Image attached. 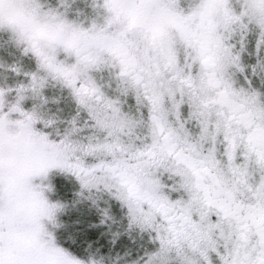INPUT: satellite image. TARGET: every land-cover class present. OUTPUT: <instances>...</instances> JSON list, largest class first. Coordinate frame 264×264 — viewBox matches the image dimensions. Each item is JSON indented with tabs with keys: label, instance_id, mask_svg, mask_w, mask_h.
Masks as SVG:
<instances>
[{
	"label": "snow or ice",
	"instance_id": "6c2138e0",
	"mask_svg": "<svg viewBox=\"0 0 264 264\" xmlns=\"http://www.w3.org/2000/svg\"><path fill=\"white\" fill-rule=\"evenodd\" d=\"M0 264H264V0H0Z\"/></svg>",
	"mask_w": 264,
	"mask_h": 264
},
{
	"label": "rangeland",
	"instance_id": "374dc122",
	"mask_svg": "<svg viewBox=\"0 0 264 264\" xmlns=\"http://www.w3.org/2000/svg\"><path fill=\"white\" fill-rule=\"evenodd\" d=\"M61 184H63V181L60 182ZM77 187V185L75 184H67L65 185V187L62 189V192L65 194V198L70 197L71 195V191L73 189H75ZM81 211L85 213V215L87 214V208L86 206H81ZM77 216V214H75L74 211H72L71 209L69 210L68 216L65 218L67 220V222L69 224H71L72 220L75 219ZM125 243L128 245V247H132L131 243L127 240H125ZM127 250V248L120 246L116 249V251H118L121 255H123V253ZM113 255H115V252L113 253ZM132 258H135V250L133 249L132 252Z\"/></svg>",
	"mask_w": 264,
	"mask_h": 264
}]
</instances>
